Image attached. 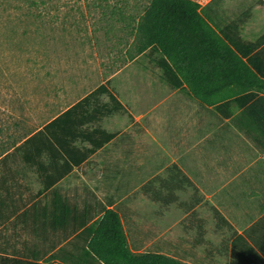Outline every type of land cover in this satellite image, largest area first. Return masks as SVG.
I'll return each mask as SVG.
<instances>
[{
  "label": "crops",
  "instance_id": "obj_1",
  "mask_svg": "<svg viewBox=\"0 0 264 264\" xmlns=\"http://www.w3.org/2000/svg\"><path fill=\"white\" fill-rule=\"evenodd\" d=\"M224 1L210 13L221 22ZM140 56L116 69L105 65L106 75L89 80L84 92L44 93L36 106L38 126L21 138L0 125V241L34 244L44 261L82 224L115 209L123 225L136 220L135 201L146 200L153 208L190 213L207 206L214 226L227 232L223 242L237 264H253L245 260V245L261 254L256 243L264 240L260 107L240 116L233 103L222 109L231 111L226 117L213 103L144 72ZM100 85L125 112H110L106 95L88 99ZM204 222L198 214L190 220L196 229ZM237 237L243 239L232 248ZM143 243L135 239L129 246Z\"/></svg>",
  "mask_w": 264,
  "mask_h": 264
},
{
  "label": "rangeland",
  "instance_id": "obj_2",
  "mask_svg": "<svg viewBox=\"0 0 264 264\" xmlns=\"http://www.w3.org/2000/svg\"><path fill=\"white\" fill-rule=\"evenodd\" d=\"M31 1L34 0H0V125L14 130L16 138L38 126L36 106L42 104L44 93L61 89L84 92L89 80L99 82L106 75L105 65L116 69L135 55L130 17L145 3V0H121L126 1L124 16L117 19L109 14V7L117 0H100L101 5H109L104 8L97 5L99 0H36L37 7ZM196 1L207 5L212 13L218 0ZM224 2L221 23L249 10L247 23L240 28L242 36L254 39L264 33L263 0ZM151 61L143 54L137 65L157 79L160 70ZM144 180L147 179L141 182ZM124 202L129 203L130 196ZM143 202L135 201L136 220L123 221L129 243L135 239L144 242L140 248L132 249L157 252L188 264L241 262L225 247L227 232L214 226L207 206L190 213L161 210L148 206L146 200ZM194 214L205 218L197 229L190 223ZM3 247L8 248L0 241V253L5 254Z\"/></svg>",
  "mask_w": 264,
  "mask_h": 264
},
{
  "label": "trees",
  "instance_id": "obj_3",
  "mask_svg": "<svg viewBox=\"0 0 264 264\" xmlns=\"http://www.w3.org/2000/svg\"><path fill=\"white\" fill-rule=\"evenodd\" d=\"M101 1L98 6L109 7ZM38 3L30 2L36 7ZM125 4L117 0L109 7V14L121 19ZM206 7L195 0H145L142 9L130 17L135 55L146 54L159 68L161 80L184 89L192 99L213 103L220 112L235 103L241 108L240 116H248L250 108L260 107L257 118L263 124L259 133L264 136V33L254 39L242 36L240 28L249 18V10L221 23ZM241 92L240 99H230ZM258 92L263 95L258 96ZM101 95L108 97L110 112H125L104 85L88 99ZM223 115L230 116L231 111ZM78 230L44 261L38 258L34 244L6 243L9 249L0 253V264H188L157 252L132 249L115 209L104 211L101 219L88 226L82 224ZM241 239L237 237L232 248L239 246L236 242ZM245 246L249 254L246 262L264 264V240L256 243L262 256L248 243Z\"/></svg>",
  "mask_w": 264,
  "mask_h": 264
}]
</instances>
